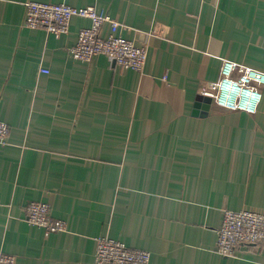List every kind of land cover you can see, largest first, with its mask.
I'll return each mask as SVG.
<instances>
[{"label": "crops", "instance_id": "obj_1", "mask_svg": "<svg viewBox=\"0 0 264 264\" xmlns=\"http://www.w3.org/2000/svg\"><path fill=\"white\" fill-rule=\"evenodd\" d=\"M26 1L0 0V251L17 264H97L105 234L149 250V264H264L255 243L214 248L224 208L264 211V83L252 113L213 101L193 112L223 59L264 71V0H39L104 9L146 45L141 72L72 57L89 19L55 37L23 24ZM30 200L66 229L29 223Z\"/></svg>", "mask_w": 264, "mask_h": 264}, {"label": "built area", "instance_id": "obj_2", "mask_svg": "<svg viewBox=\"0 0 264 264\" xmlns=\"http://www.w3.org/2000/svg\"><path fill=\"white\" fill-rule=\"evenodd\" d=\"M73 16L86 17L89 25L79 29L77 41L68 53L81 61H89L97 54H104L124 68L141 72L147 58L146 45H137L133 39L119 32L120 23L104 9L94 5L73 6L65 2L27 0L23 24L30 28L42 27L49 34L59 37L68 31ZM104 22L110 24L106 37L100 35ZM41 72L48 69L41 68ZM264 83V71L237 61L223 59L217 80L208 85L205 93L215 105L252 113L261 99L260 87ZM9 126L0 121V144L7 141ZM29 223L43 228L45 234L65 230L66 221L53 217L50 205L30 200L25 206ZM94 261L97 264H149L151 252L132 248L123 241L105 234L95 237ZM258 244L264 247V211L251 208L222 210L221 223L217 229L215 249L222 255H232L241 244ZM0 264H17L16 257L0 251Z\"/></svg>", "mask_w": 264, "mask_h": 264}, {"label": "water", "instance_id": "obj_3", "mask_svg": "<svg viewBox=\"0 0 264 264\" xmlns=\"http://www.w3.org/2000/svg\"><path fill=\"white\" fill-rule=\"evenodd\" d=\"M212 102V97L207 93H199L196 96V99L194 101L193 105V112L194 114H206V112L209 110L210 104Z\"/></svg>", "mask_w": 264, "mask_h": 264}]
</instances>
